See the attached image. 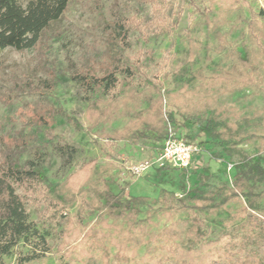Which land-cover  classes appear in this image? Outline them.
<instances>
[{
    "label": "rangeland",
    "instance_id": "374dc122",
    "mask_svg": "<svg viewBox=\"0 0 264 264\" xmlns=\"http://www.w3.org/2000/svg\"><path fill=\"white\" fill-rule=\"evenodd\" d=\"M222 2L70 0L63 14L42 30L34 46L23 50L0 48V165L4 161L19 165L32 161L42 168L46 184H56L88 161L109 163L114 167L111 176L107 177L110 190L117 192L120 186L128 183L123 198L128 193L151 199L168 198L170 194L163 193V190L178 196L197 185L207 190L222 182L229 184L239 156H227L223 150L226 142L203 133L209 112L189 120L176 114L175 120L169 121L178 136L196 147V152L184 176L176 169L158 171L159 166L151 161L159 152L162 141L148 131L137 132L133 142L129 138L112 139L114 131L132 123L131 114L117 116L88 130L87 103L94 98L107 99V96L97 89L85 91L71 79L75 73L88 69L105 70L118 53L124 58L140 52L145 76L157 83L162 91L168 92L184 86L189 73L195 69L209 74L226 67L229 61L224 53L229 49H243L245 28L237 26L230 16L218 27V33H212L205 23L206 15H225L223 6L222 11L219 8ZM241 5L247 16L250 9L255 12L264 10V0H241ZM122 17L131 18L138 28L128 34L129 45L119 50L113 39V27ZM196 84V81L190 83L191 87ZM139 87L142 89L145 85L140 83ZM163 102V115L167 119L168 101L163 99ZM217 106L224 113L238 111L244 132V140L238 144L241 151L264 159V127L261 122L264 82L260 80L255 86L219 95ZM228 118L232 116L229 114ZM64 144L74 148L71 158L59 152L58 146ZM141 162L149 164L137 175L132 172V166ZM195 171L208 176L202 181ZM17 193L23 198L30 218L39 222L51 247L47 256L34 264H125L102 259V246L108 243V236L102 234L100 238H92L88 233L93 228H100L103 232L106 229L98 222L96 212L91 211L86 193L77 195L67 209V217L71 218L68 224L65 212L56 210L54 200L45 194H24L20 188ZM240 204V199H233L213 213L195 214L208 239L230 233L242 235L247 242L228 248L219 261L211 264H232L238 258L244 259V264H256L248 261L252 255L260 261L257 264H264V206L249 210L227 228L222 225L228 214ZM186 215L184 208L163 202L143 204L139 218L147 222L158 236L141 247L139 255L147 251L150 256L163 259L162 264H179L170 258L169 247L174 245L173 240L160 231L176 218ZM77 219L84 226L78 232L80 236L70 241L72 247H60L61 229L65 224L75 225ZM194 232V228L187 230L183 238L185 245L195 243ZM16 249L26 247L20 244ZM6 261L12 264L13 257Z\"/></svg>",
    "mask_w": 264,
    "mask_h": 264
},
{
    "label": "trees",
    "instance_id": "16d2710c",
    "mask_svg": "<svg viewBox=\"0 0 264 264\" xmlns=\"http://www.w3.org/2000/svg\"><path fill=\"white\" fill-rule=\"evenodd\" d=\"M69 2L70 0H25L22 3L20 0H0V48H31L42 30L63 14ZM223 2L219 8L222 11L223 6L222 13L225 15H206L205 23L212 33H218V27L230 16L237 26L245 28L243 49H229L224 53L229 61L226 67L209 74L199 68L195 69L189 73L184 86L168 92L162 91L157 83L145 76L140 52L124 58L118 53L105 70L88 69L75 73L71 79L85 91L97 89L107 96V99L94 98L87 103L85 116L89 122L88 130L100 123L112 121L117 116L133 115L130 125L111 134V138L116 140L129 138L133 142L137 132L148 131L162 141L168 122L174 121L176 114L189 120L203 112H209L203 125V133L226 142L227 146L223 150L227 156H239L230 183L222 182L207 190L197 185L185 189L178 196L163 190V193L170 194L168 198L160 196L151 199L130 193L123 198L128 183L120 186L117 192L110 190L107 177L111 176L114 167L109 163L98 164L91 160L72 172L63 182L46 184L42 168L32 161H26L24 165L4 161L0 165V264H9L6 259L10 257H13L12 264H34L43 260L51 249L39 222L30 218L23 198L17 193L19 188L24 194L41 193L53 199L56 210L65 212L67 224L71 219L67 217V209L73 205L77 195L86 193L91 211L96 212L98 222L106 229L103 232L100 228H93L88 233L92 238H100L102 234L108 236V243L102 246V259L106 262L114 259L125 264L163 263V259L150 256L147 251L141 255L138 253L141 247L158 236L147 222L139 218L140 207L148 201L163 202L187 211L186 216L176 218L160 231L173 240L174 245L169 247L172 254L170 258L179 264H211L219 261L228 248L247 243L240 234L226 233L217 239H208L200 229L195 215L213 213L230 200L240 199L241 204L223 220L222 225L227 228L236 220L242 219L249 210L264 206V159L248 156L241 151L238 144L244 140V132L238 111L224 113L217 106L219 95L255 86L260 80L264 82V10L255 12L250 9L247 16L241 0ZM134 28H138V24L131 18L122 17L114 24L113 39L119 50L129 45L128 34ZM193 81L197 84L191 87L190 83ZM140 83L145 87L140 89ZM163 99L168 101L167 119L163 115ZM142 104L145 107L140 108ZM229 114L232 118H228ZM261 122L264 127V113L261 115ZM58 149L70 158L74 155V148L68 144L58 146ZM157 169H176L182 176L188 172V167H173L170 164ZM197 176L203 181L208 175L199 173ZM191 228L195 230V243L185 245L184 235ZM83 229L80 219H77L75 225L65 224L60 231L59 246L72 247L70 241L78 239V232ZM20 244L26 249L17 250L16 247ZM248 261L260 263L255 255L249 257ZM244 263V259L238 258L232 264Z\"/></svg>",
    "mask_w": 264,
    "mask_h": 264
},
{
    "label": "built area",
    "instance_id": "2783aa9c",
    "mask_svg": "<svg viewBox=\"0 0 264 264\" xmlns=\"http://www.w3.org/2000/svg\"><path fill=\"white\" fill-rule=\"evenodd\" d=\"M196 147L178 136L173 126L168 122L166 134L163 137L159 152L155 155L151 163L161 167L170 164L173 167H189ZM149 162H141L132 166V172L140 174Z\"/></svg>",
    "mask_w": 264,
    "mask_h": 264
}]
</instances>
